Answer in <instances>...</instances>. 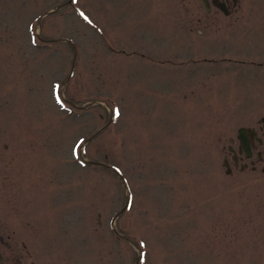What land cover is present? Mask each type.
Returning <instances> with one entry per match:
<instances>
[{"label":"rangeland","instance_id":"obj_1","mask_svg":"<svg viewBox=\"0 0 264 264\" xmlns=\"http://www.w3.org/2000/svg\"><path fill=\"white\" fill-rule=\"evenodd\" d=\"M238 4L0 0L2 264H264V159L228 150L264 145V0Z\"/></svg>","mask_w":264,"mask_h":264},{"label":"flooded vegetation","instance_id":"obj_2","mask_svg":"<svg viewBox=\"0 0 264 264\" xmlns=\"http://www.w3.org/2000/svg\"><path fill=\"white\" fill-rule=\"evenodd\" d=\"M238 1L239 0H197V2L202 7V12L205 17L202 18V16H197L195 17V20L202 24L203 21H210L208 25H211V22H214V20L226 19L237 13L239 6ZM203 25L207 24L204 23ZM260 129L264 130V127L261 126ZM244 135L248 142L250 155L246 156L244 148L239 144L237 149L229 148L231 160L235 165L244 162H248L250 164L260 162L262 159H264L263 140L257 136L253 129H245ZM260 146L262 147L261 150H259ZM2 261L3 259L0 252V264H2Z\"/></svg>","mask_w":264,"mask_h":264},{"label":"water","instance_id":"obj_3","mask_svg":"<svg viewBox=\"0 0 264 264\" xmlns=\"http://www.w3.org/2000/svg\"><path fill=\"white\" fill-rule=\"evenodd\" d=\"M244 132H245V130L243 128H240L238 130V132H237V138H238V140L240 142V145L244 148V150L246 152V156H249L250 155L249 154L250 153V149H249L246 137L244 135ZM88 162H90V161H88ZM107 167L112 169L120 177V179L124 182L123 178L121 177V175H120V173H119V171L117 169L109 167V166H107ZM227 167H228V165H227Z\"/></svg>","mask_w":264,"mask_h":264}]
</instances>
